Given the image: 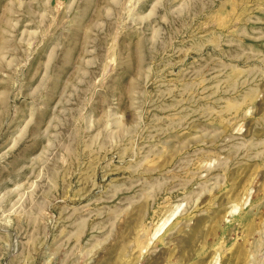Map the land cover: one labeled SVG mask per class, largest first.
<instances>
[{"label":"rangeland","instance_id":"374dc122","mask_svg":"<svg viewBox=\"0 0 264 264\" xmlns=\"http://www.w3.org/2000/svg\"><path fill=\"white\" fill-rule=\"evenodd\" d=\"M0 264H264V0H0Z\"/></svg>","mask_w":264,"mask_h":264}]
</instances>
